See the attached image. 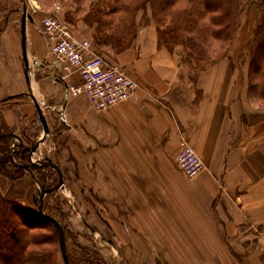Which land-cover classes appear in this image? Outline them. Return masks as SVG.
<instances>
[{"label": "crops", "instance_id": "0c3cea01", "mask_svg": "<svg viewBox=\"0 0 264 264\" xmlns=\"http://www.w3.org/2000/svg\"><path fill=\"white\" fill-rule=\"evenodd\" d=\"M14 17L0 5V98L28 91L29 104L36 98L68 122L71 107L51 90L69 99V82L78 83V74L60 80L62 63L47 35L42 40L35 33L36 16L26 12L23 34V16L19 24ZM18 39L21 58L13 50ZM180 52L160 43L153 22L141 24L123 51L103 48L105 59L123 66L138 87L127 101L100 111V119L89 116L90 103L79 104L77 116L90 124L98 146L95 188L113 200L123 226L136 223L130 236L153 253L164 248L177 264H194V255L207 264H264V119L255 122L235 90L229 58L196 72ZM182 138L205 164L195 177L177 166Z\"/></svg>", "mask_w": 264, "mask_h": 264}, {"label": "rangeland", "instance_id": "374dc122", "mask_svg": "<svg viewBox=\"0 0 264 264\" xmlns=\"http://www.w3.org/2000/svg\"><path fill=\"white\" fill-rule=\"evenodd\" d=\"M6 1L5 6L3 3L0 4L2 11L7 10L8 16H15L18 24L26 12H31L36 16L40 25L38 24L37 27L39 32L35 31V33L42 40H44L45 34L41 20L45 16H50L54 11L58 14L54 7L59 5V16L69 24L70 36L89 40L92 47H95L102 54L106 45L103 41L97 40L95 23H91L90 19V9L97 0H80L77 5L74 0ZM260 4L261 0H239L236 28L231 32V38L224 37V39L221 37V39L210 43L206 41L204 44L208 48L205 49V52H200V55L190 54L189 50L191 49L187 45L175 41L176 32L180 29L177 26V17H174L175 14L173 13L172 18H169V25L162 28L163 31L161 29V34L159 33L163 40L158 35L161 44L171 49L178 47L180 53L185 55L186 61L189 64L192 63L191 66L196 72L206 69L211 63L224 57L230 58L233 86L235 90H238V93L240 90L242 91L247 107L251 108V117L257 119L255 122L264 119V65L257 58L251 57V43L254 40L255 31H259L263 24V15H259ZM146 12L147 14L143 11L138 14L139 26L149 22L157 25L153 21L150 8H147ZM91 30H95L92 31V35ZM117 36L131 40L133 33H131V37L129 34ZM100 40L102 39L100 38ZM41 48H44L42 43ZM13 50H16L21 58L19 39L18 45ZM113 50L120 51L121 48L117 45ZM47 55L49 57L48 53ZM39 71L37 68V73L40 74ZM18 85L21 89H26L22 84ZM44 89L41 88L36 93L39 94ZM51 93H56L55 96L59 101L66 100L68 106L71 107L68 122L63 120L65 117L59 115V112L57 115L52 114L50 108L47 109L46 103H43V108L40 104L43 113L46 109L47 113L50 114V117H47L44 113L49 125V133L46 134L34 103L29 104L32 101L27 91L0 98V113L3 112L2 115H6L5 121L0 119V129L5 126L8 130H14L29 149L26 158L20 159L19 155L15 154V149L12 150L13 144L19 143V140L10 138V162L7 170L14 172L13 165L22 166L23 163L30 162L42 163L47 159L53 161L60 168L63 181L59 188L43 194V210L62 224L70 259L74 261V264H88L87 261H83L87 257L91 259L89 264H160L161 262L163 264H177L175 257H170L164 248L159 247L160 250H163L162 253L160 251L153 253L151 250L150 252L148 247H143V242L138 238V235L130 236L131 233L136 235L134 230L136 223L124 220L126 226H123L121 221L114 217L118 213L113 200L110 197H105V190L102 193L101 190L95 188L97 186L96 174L93 173L91 166L95 165L96 158L99 156L96 152L98 146H96L97 142L91 139L93 135L90 124L81 121L77 114L79 113L78 107L81 106L79 104L87 103H90L89 106L94 109H91L92 113L89 112L91 118L100 119L101 112L94 108L86 95L74 96V98L68 95L69 99H66L61 89H52ZM81 127L83 129H80ZM24 169L19 170L22 174L18 178L11 172L3 174L7 170L1 171L0 169L1 194L6 199L12 200L13 203L19 204L25 222L28 223L27 227L22 228L31 236L41 238L40 244L37 246L31 244L29 248L49 252V261L46 264H64L59 239H55L54 230L56 229L58 232L56 233L57 236H59V230L51 220L39 212V196L42 187H56L60 181L59 173L50 166L44 168L24 167ZM118 192L121 195L118 198L123 199L122 190H118ZM110 193L113 194L114 191H110ZM129 208L131 207L129 206ZM18 216L13 215L16 220H19ZM0 250H2L0 256H8L6 247ZM179 255L183 256L182 254ZM207 260L202 258V255H194L192 262L194 264H207Z\"/></svg>", "mask_w": 264, "mask_h": 264}, {"label": "trees", "instance_id": "16d2710c", "mask_svg": "<svg viewBox=\"0 0 264 264\" xmlns=\"http://www.w3.org/2000/svg\"><path fill=\"white\" fill-rule=\"evenodd\" d=\"M74 1L77 5L80 0ZM147 8H150L153 21L157 24L158 35L161 34L162 28L169 25V18L175 14L174 17H177V26L180 29L176 32L175 41L187 45L191 49L190 54L200 55V52H205L208 48L204 44L206 41L210 43L221 37L231 38L230 34L236 28L239 0H97L90 9V19L91 23H95L97 40L103 41L106 46L113 49L118 45L121 48L120 51L130 47L139 29L138 14L141 11L147 14ZM259 8V15H263V24L259 31H255L254 40L251 43V57L257 58L264 65V0H261ZM131 33H133L131 40L117 36L129 34L131 37ZM160 37L162 38V35ZM2 113H0V119H4ZM10 132L15 133L14 130H8L5 126L0 129V134ZM10 144L9 137L1 138V171L7 170L10 162ZM28 150V146L23 144L15 149V154L19 155L20 159H25ZM13 169L14 172L7 170L3 174L11 172L18 178L22 174L19 170H25L21 165H13ZM14 176L11 175L15 178ZM18 205L6 199L0 191V249L6 247L8 251V256H0V264H46L49 261V252L29 248L31 244L34 246L40 244L41 238L31 236L23 229L28 226V223L25 222L24 214ZM13 215H19V220H16ZM54 231L55 239H59L60 242V235H56L58 233L56 229ZM50 250H52L51 247ZM67 256L69 263L74 264L68 253ZM90 260V257L83 259L88 264Z\"/></svg>", "mask_w": 264, "mask_h": 264}, {"label": "built area", "instance_id": "2783aa9c", "mask_svg": "<svg viewBox=\"0 0 264 264\" xmlns=\"http://www.w3.org/2000/svg\"><path fill=\"white\" fill-rule=\"evenodd\" d=\"M54 9L59 11V5ZM43 32L50 43V51L62 63L59 79L67 81L77 73L80 81L69 82L72 96L86 95L98 111L108 110L127 101L136 91L138 82L120 64L110 63L92 47L87 39L70 36V26L57 13L52 12L41 20ZM180 171L187 177H195L205 164L196 149L182 138L176 155Z\"/></svg>", "mask_w": 264, "mask_h": 264}, {"label": "water", "instance_id": "95a60500", "mask_svg": "<svg viewBox=\"0 0 264 264\" xmlns=\"http://www.w3.org/2000/svg\"><path fill=\"white\" fill-rule=\"evenodd\" d=\"M24 30H25V14L23 15L22 34L24 33ZM23 48L25 49V40H23ZM33 102H34L35 107L37 109L39 119L42 123L44 132L46 134H48L49 133V125H48L47 119L43 113V110L41 108V105L39 104V102L37 101L36 98H33ZM3 137L18 138L20 141L19 145H22L21 139L14 133H1L0 134V140ZM15 147H16V145L13 144V148H15ZM22 166L28 167V168H35V167L44 168L46 166H50V167H54L59 173L60 181L56 187H42L41 194L39 196L40 197L39 212L41 214H43L47 219L51 220L57 226V228L59 230V235H60V249H61V253L63 256L64 264H70L69 260H68V256H67L66 237H65V231L63 229V226L55 217L47 214L43 210V199H44L43 194L45 192H52L56 188H59V186L61 185V183L63 181V176H62L61 170L53 161H51L49 159H47L46 161H43L42 163H39V162H30V163H26V164L23 163Z\"/></svg>", "mask_w": 264, "mask_h": 264}, {"label": "flooded vegetation", "instance_id": "af4514ba", "mask_svg": "<svg viewBox=\"0 0 264 264\" xmlns=\"http://www.w3.org/2000/svg\"><path fill=\"white\" fill-rule=\"evenodd\" d=\"M25 96V95H24ZM17 147H15V149H16ZM13 150V149H12Z\"/></svg>", "mask_w": 264, "mask_h": 264}]
</instances>
